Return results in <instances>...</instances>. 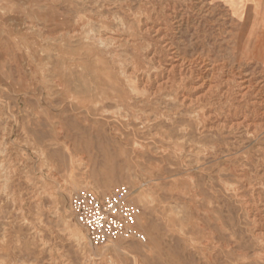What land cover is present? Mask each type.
<instances>
[{
	"label": "rangeland",
	"instance_id": "rangeland-1",
	"mask_svg": "<svg viewBox=\"0 0 264 264\" xmlns=\"http://www.w3.org/2000/svg\"><path fill=\"white\" fill-rule=\"evenodd\" d=\"M51 1H16L34 28L11 19L3 27L0 16V264H264L246 209L257 204L249 184L263 187L264 203V0H172L178 47L227 63L233 87L245 85L247 122L261 123L202 132L175 102L159 101L163 116L146 127L133 114L141 92L131 110L106 99L118 62L96 61L77 39H50L52 17L73 22L79 9ZM118 7L103 13L124 17ZM55 64L62 86L53 82ZM93 141L108 144L111 161ZM121 184L132 191L142 238L93 245L70 200ZM74 228L85 244L69 239Z\"/></svg>",
	"mask_w": 264,
	"mask_h": 264
},
{
	"label": "bare ground",
	"instance_id": "bare-ground-1",
	"mask_svg": "<svg viewBox=\"0 0 264 264\" xmlns=\"http://www.w3.org/2000/svg\"><path fill=\"white\" fill-rule=\"evenodd\" d=\"M16 1L0 0L2 12H0L2 14L0 16H2L3 27L9 25V19L16 22L17 26L29 25L31 27L32 25L33 28L36 27L37 22L34 20H20L23 14H28V6L24 3L18 5ZM57 1L60 0L51 1L53 7L57 5ZM133 1L137 4L136 8L133 7ZM70 2H74L76 8H79L76 10L78 13L75 16L76 20L71 22L70 18L65 16L52 17L51 32L48 37L52 40L61 39L62 41L77 39L83 49L95 56L96 61L107 59L111 64L118 62L119 67L110 78V82L116 90L106 99L113 100L116 106L131 110L134 109L132 106L136 102L134 95L141 92L143 99L139 101L142 103V109L134 110L133 114L134 120L143 126L147 127L150 122L157 120L158 116L161 117L162 114L156 111L160 107V102L165 105L171 101L177 104L175 109L179 110L178 112L182 108L190 111L189 116L197 121L198 129L201 132L214 126L228 130L246 126L248 131H251L257 125H261V123L247 122V116L244 115L245 109H243L246 108V106L243 107L246 97L245 85L243 82H237L236 87H233L236 78L235 75L226 77L224 68L227 63L218 62L217 59L210 60L209 56L206 57L201 52L189 54L178 47V43L173 39L178 30L173 24V20L177 16L171 15L175 9L172 0H70ZM116 5L122 9L124 17L118 18L112 14L103 13L104 9L110 10ZM80 12L83 13L79 14ZM45 21L48 22V20ZM235 45L239 52L237 58L241 60L243 59L242 39ZM106 63L103 65L106 66ZM85 69L86 66L83 70ZM67 70H69L68 67L65 68V71ZM94 72L96 73V70ZM53 82L58 86L63 85L57 66L54 70ZM153 108L154 114L145 113L147 109ZM221 108H224V111ZM93 144L103 151L106 160L111 161L106 152L108 144L102 145L99 141H93ZM3 168L1 166L0 170ZM249 185H251L252 191H250L253 192L257 204H249L246 209L256 227L253 231V238H256L263 246L264 203H261L259 199L263 187L255 184ZM67 234L69 239H75L79 244H85L84 235L76 228Z\"/></svg>",
	"mask_w": 264,
	"mask_h": 264
},
{
	"label": "built area",
	"instance_id": "built-area-1",
	"mask_svg": "<svg viewBox=\"0 0 264 264\" xmlns=\"http://www.w3.org/2000/svg\"><path fill=\"white\" fill-rule=\"evenodd\" d=\"M132 191L121 184L99 194L89 189L77 191L70 200L72 217L93 245L118 238H142L137 229L138 208L131 202Z\"/></svg>",
	"mask_w": 264,
	"mask_h": 264
}]
</instances>
